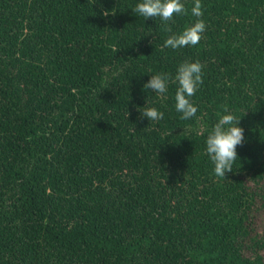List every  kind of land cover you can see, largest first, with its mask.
I'll list each match as a JSON object with an SVG mask.
<instances>
[{"label":"trees","instance_id":"trees-1","mask_svg":"<svg viewBox=\"0 0 264 264\" xmlns=\"http://www.w3.org/2000/svg\"><path fill=\"white\" fill-rule=\"evenodd\" d=\"M140 2L0 0V264H264V0H200L179 49L194 0L168 22ZM186 61L203 83L182 120ZM161 72L167 92L145 89ZM224 106L244 142L217 177Z\"/></svg>","mask_w":264,"mask_h":264},{"label":"clouds","instance_id":"clouds-1","mask_svg":"<svg viewBox=\"0 0 264 264\" xmlns=\"http://www.w3.org/2000/svg\"><path fill=\"white\" fill-rule=\"evenodd\" d=\"M134 12L146 20L159 17L162 21L168 22L175 15L185 14L187 9L182 0H142L135 6ZM191 13L197 17V20L186 27L182 33L170 35L165 41V47L179 49L189 45L195 46L201 41L206 25L203 19H200L203 16L200 0H194ZM104 15L107 16L108 13L105 12ZM168 31L171 32V29L169 28ZM202 69L203 65L199 61H186L178 67L175 76V82L178 84L175 107L177 112L182 113V120L191 119L198 111L190 98L203 83ZM170 79V75L163 72L151 75L144 88L155 93H166ZM223 111L225 114L219 118L206 139V151L214 164V173L217 177H226L227 173L232 172L238 157L237 147L244 142V129L239 126L241 119L237 120L227 106H224ZM141 114L150 121L163 119V112L155 107H148L147 104Z\"/></svg>","mask_w":264,"mask_h":264}]
</instances>
